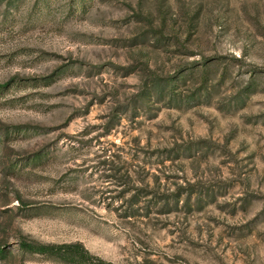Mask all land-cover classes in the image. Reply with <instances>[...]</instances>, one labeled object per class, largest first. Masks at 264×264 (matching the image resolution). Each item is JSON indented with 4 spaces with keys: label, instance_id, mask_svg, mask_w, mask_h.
Listing matches in <instances>:
<instances>
[{
    "label": "rangeland",
    "instance_id": "1",
    "mask_svg": "<svg viewBox=\"0 0 264 264\" xmlns=\"http://www.w3.org/2000/svg\"><path fill=\"white\" fill-rule=\"evenodd\" d=\"M264 264V0H0V264Z\"/></svg>",
    "mask_w": 264,
    "mask_h": 264
},
{
    "label": "trees",
    "instance_id": "2",
    "mask_svg": "<svg viewBox=\"0 0 264 264\" xmlns=\"http://www.w3.org/2000/svg\"><path fill=\"white\" fill-rule=\"evenodd\" d=\"M19 245L24 250L48 255L69 264H114L90 254L77 242L31 244L21 241Z\"/></svg>",
    "mask_w": 264,
    "mask_h": 264
}]
</instances>
